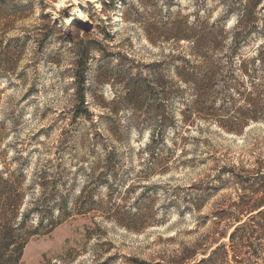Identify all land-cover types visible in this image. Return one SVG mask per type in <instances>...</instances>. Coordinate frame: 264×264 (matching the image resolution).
<instances>
[{"label": "rangeland", "instance_id": "rangeland-1", "mask_svg": "<svg viewBox=\"0 0 264 264\" xmlns=\"http://www.w3.org/2000/svg\"><path fill=\"white\" fill-rule=\"evenodd\" d=\"M241 1L0 0V171L23 170L25 203L34 173L48 162L61 166L69 201L85 181L81 169L106 149H114L127 175L142 177L158 165L128 195L131 212L145 216L138 230L75 214L31 237L18 264H176L192 251L184 264H194L222 243L228 263L216 264H264V229L252 237L256 258L248 247L233 253L228 245L241 197L253 201L261 193L217 179L230 176L222 168H233L264 186V122L249 123L240 135L214 125L181 135L169 128L161 143L149 144L159 139V61L172 53L161 35L164 22L200 15L231 30L237 16L225 9ZM255 17L258 26L241 32L247 56L264 42V0ZM79 71L92 122L73 119ZM165 75L174 81L172 66ZM180 108L178 100L166 103L164 115L179 119ZM198 185L215 189L191 205Z\"/></svg>", "mask_w": 264, "mask_h": 264}, {"label": "trees", "instance_id": "trees-1", "mask_svg": "<svg viewBox=\"0 0 264 264\" xmlns=\"http://www.w3.org/2000/svg\"><path fill=\"white\" fill-rule=\"evenodd\" d=\"M261 2L242 0L227 6L224 15L234 12L237 16L236 26L231 30H226L225 23L219 19L210 22L200 15L192 21L181 18L164 22L167 30L161 35L172 53L168 60L159 61V139L154 136L149 144L161 143L169 128L174 129V134L181 135L191 134L194 129L200 133L214 125L227 133L240 135L249 123L264 122V42L257 45L253 54L244 55L245 39L241 34L258 26L255 12ZM257 33L260 32L257 30ZM170 66L174 72L173 83L165 75ZM74 82L73 119L81 116L92 122L85 99V77L81 71L75 74ZM174 100L181 105L179 119L164 115L166 103ZM118 164L114 149H106L103 159L91 164L88 170L81 169L85 181L74 200L69 201L68 195L63 194L64 190L69 191V185L67 187L63 181L61 166L48 162L34 173L32 197L27 204L21 181L25 176L23 170L13 174L0 171V264H18L31 237L49 233L75 214L92 213L94 219L111 220L138 230L146 223L145 216L140 211L131 212L127 205L128 195L135 187V180L150 178L158 165L151 163L146 172L141 171L142 177H134L127 175L129 168ZM224 172L230 176L222 178L218 175L219 183L233 181L243 191L249 189L251 193H261L253 201L241 197L236 212L230 216L232 230L228 234V245L233 253L248 247L256 258L258 254L252 245V237L258 229H264V186L249 184L248 176L235 173L233 168L219 171L221 175ZM260 176L264 178V174ZM193 188L195 196L191 205L202 203L215 189L211 185ZM143 196L144 192L136 202ZM225 213L220 216L226 217ZM194 255L192 251L176 264H184ZM228 255L226 244H218L206 258L194 264L228 263Z\"/></svg>", "mask_w": 264, "mask_h": 264}]
</instances>
